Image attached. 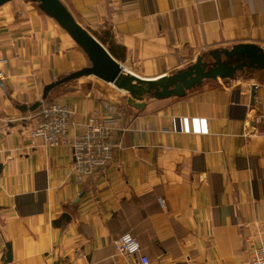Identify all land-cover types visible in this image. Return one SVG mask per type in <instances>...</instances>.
<instances>
[{
    "label": "crops",
    "instance_id": "crops-1",
    "mask_svg": "<svg viewBox=\"0 0 264 264\" xmlns=\"http://www.w3.org/2000/svg\"><path fill=\"white\" fill-rule=\"evenodd\" d=\"M30 1L0 5V264H135L114 247L124 234L150 264H250L264 238V71L137 107L83 74L89 57ZM59 1L143 79L213 50L264 49V0ZM47 90L73 111L71 138L115 106L119 148L104 175L78 181L68 146L31 138L38 110L19 107Z\"/></svg>",
    "mask_w": 264,
    "mask_h": 264
},
{
    "label": "water",
    "instance_id": "water-1",
    "mask_svg": "<svg viewBox=\"0 0 264 264\" xmlns=\"http://www.w3.org/2000/svg\"><path fill=\"white\" fill-rule=\"evenodd\" d=\"M11 0H0V5ZM41 2L43 12L55 18L76 40L89 57L91 66L86 75H94L104 82L128 95V102L141 107L136 102L161 100L170 97H183L187 91L201 87L205 82L219 85L235 80L238 74L264 71V49L255 44H239L230 49L213 50L200 55L196 63L187 69L159 79H143L128 72L118 63L104 46L91 34L77 25L72 16L59 0H37ZM83 74H78L80 77ZM256 86L251 89V99H255ZM49 90L45 91L46 100ZM41 103L28 107L22 105L19 110L36 111ZM1 168V165H0ZM70 220L68 214L55 222L59 227L62 221ZM9 260L11 257L9 256Z\"/></svg>",
    "mask_w": 264,
    "mask_h": 264
},
{
    "label": "built area",
    "instance_id": "built-area-1",
    "mask_svg": "<svg viewBox=\"0 0 264 264\" xmlns=\"http://www.w3.org/2000/svg\"><path fill=\"white\" fill-rule=\"evenodd\" d=\"M121 1L111 0L112 3L119 4ZM3 78L4 74L0 72V79ZM40 103L37 126L31 132V138L42 141L46 147L68 146L73 156V175L78 181L82 182L96 174L104 175L119 148L116 139L118 114L115 106H107V117H90L84 130L71 138V131L74 130L73 111L58 102L49 103L42 99ZM259 119L264 120V116ZM114 247L119 255L134 257L135 264H150L148 257L142 254L139 241L131 234L118 237L114 241ZM250 264H264V238L260 247L252 254Z\"/></svg>",
    "mask_w": 264,
    "mask_h": 264
},
{
    "label": "rangeland",
    "instance_id": "rangeland-1",
    "mask_svg": "<svg viewBox=\"0 0 264 264\" xmlns=\"http://www.w3.org/2000/svg\"><path fill=\"white\" fill-rule=\"evenodd\" d=\"M30 2H32V5H34L36 8H40L41 10H42V12H43V9H42V4H41V2H39V1H37V0H31ZM127 69V68H126ZM250 77V76H252V74L251 73H247V75H246V77ZM245 77V78H246ZM92 79H94L95 80V82L96 83H101L99 80H97L96 78H92ZM99 81V82H98ZM102 85H104L105 87H109V88H111L112 89V91H116L112 86H109V85H107V84H105V83H101ZM47 102H49V103H51V102H53V100H52V96H50V97H48V99H47Z\"/></svg>",
    "mask_w": 264,
    "mask_h": 264
},
{
    "label": "trees",
    "instance_id": "trees-1",
    "mask_svg": "<svg viewBox=\"0 0 264 264\" xmlns=\"http://www.w3.org/2000/svg\"><path fill=\"white\" fill-rule=\"evenodd\" d=\"M108 35V34H107ZM100 41L104 44V45H108V49H109V52L114 56V57H116V50L114 49V46H115V44H114V42L113 41H108L107 39H100ZM47 99H48V97H47ZM47 99H46V101H47ZM52 103V102H51Z\"/></svg>",
    "mask_w": 264,
    "mask_h": 264
},
{
    "label": "bare ground",
    "instance_id": "bare-ground-1",
    "mask_svg": "<svg viewBox=\"0 0 264 264\" xmlns=\"http://www.w3.org/2000/svg\"><path fill=\"white\" fill-rule=\"evenodd\" d=\"M113 86V85H112ZM114 87V86H113ZM115 88V87H114Z\"/></svg>",
    "mask_w": 264,
    "mask_h": 264
}]
</instances>
